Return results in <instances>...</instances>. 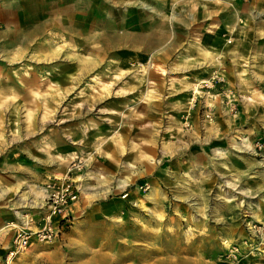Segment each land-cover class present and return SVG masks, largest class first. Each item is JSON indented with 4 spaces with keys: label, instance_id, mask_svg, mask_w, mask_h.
Instances as JSON below:
<instances>
[{
    "label": "rangeland",
    "instance_id": "obj_1",
    "mask_svg": "<svg viewBox=\"0 0 264 264\" xmlns=\"http://www.w3.org/2000/svg\"><path fill=\"white\" fill-rule=\"evenodd\" d=\"M71 156L70 226L9 264H264L227 255L264 222V0H0V213Z\"/></svg>",
    "mask_w": 264,
    "mask_h": 264
},
{
    "label": "built area",
    "instance_id": "obj_2",
    "mask_svg": "<svg viewBox=\"0 0 264 264\" xmlns=\"http://www.w3.org/2000/svg\"><path fill=\"white\" fill-rule=\"evenodd\" d=\"M82 167V161L76 157L72 159L63 176L53 177L48 181L42 200L33 207L42 213L39 219L29 218L19 224L12 222L7 224L13 235L11 246L5 254V264H9L15 255L33 243L47 244L54 241L66 227L70 226V210L80 195L75 175L81 172ZM33 225L36 227L34 230ZM248 231L249 238L227 246L228 257L241 261L255 257V254L264 253V222L248 225Z\"/></svg>",
    "mask_w": 264,
    "mask_h": 264
},
{
    "label": "crops",
    "instance_id": "obj_3",
    "mask_svg": "<svg viewBox=\"0 0 264 264\" xmlns=\"http://www.w3.org/2000/svg\"><path fill=\"white\" fill-rule=\"evenodd\" d=\"M72 157V156H71ZM70 157V158H71ZM128 167H130V165L128 164ZM132 167V166H131ZM128 175V174H127ZM126 175V176H127ZM126 176H124V177H126ZM124 177L123 178H121V182L124 184V186H126L127 185V183H128V181H130L131 179H129V180H124ZM78 182H80V180L78 181ZM81 185V184H80ZM107 190V189H106ZM152 192V191H151ZM83 193V192H82ZM85 193V192H84ZM104 194V196H105V194H106V192H95V193H92V194H90V195H97V196H100V195H103ZM155 194H152V196H149V195H146L145 197L146 198H153V196H154ZM98 198V197H97ZM101 198H103V197H101ZM136 200H140V199H136ZM142 203H143V201L142 200H140ZM39 202H37V203H35V201L34 202H32V206L31 205H29L30 207H32L33 208V206H36V204H38ZM34 204V205H33ZM103 207H102V209H104L105 207H107V208H114L116 211H120V209H123V207H124V201H122V200H120L119 198H113V200H111L110 202H108V203H104L103 205H102ZM123 206V207H122ZM145 206V205H144ZM21 208H19V209H14L10 214H4V213H0V250L1 249H3V248H5V247H10V243H11V239L9 238V239H7L5 236L6 235H4L3 233H1L2 232V230L4 231V229L6 230V228L4 227V226H6L8 223H21L22 221H24L25 220V217H24V215H26V214H23L22 213V210H20ZM143 209V208H142ZM24 212V211H23ZM27 215H29V213L27 214ZM33 228V230L34 229H36V227H35V225H33L32 226ZM8 231H10V230H8ZM13 233V232H12ZM4 256V255H3ZM1 261H2V255L0 256V264H2L1 263Z\"/></svg>",
    "mask_w": 264,
    "mask_h": 264
},
{
    "label": "bare ground",
    "instance_id": "obj_4",
    "mask_svg": "<svg viewBox=\"0 0 264 264\" xmlns=\"http://www.w3.org/2000/svg\"><path fill=\"white\" fill-rule=\"evenodd\" d=\"M71 159H73V157L71 158ZM72 161V160H71ZM71 161H70V163H71ZM70 163H69V165H70ZM68 165V166H69ZM55 178H60V177H55ZM130 179V177L128 176L126 179H125V181L126 180H129ZM126 196L124 195V196H122V198H125ZM137 204L139 205V207L140 208H143V205H142V202H139V200L137 201ZM260 221H261V219H260ZM6 229H9V227H7V225L6 226H4ZM5 230V229H4ZM3 231V230H2ZM227 246H229V245H227ZM115 255V254H114ZM119 255V254H118ZM115 258V257H114ZM124 258V257H123ZM129 258V257H128ZM115 262V261H114ZM119 261H117L116 263H118ZM111 264H113V263H111Z\"/></svg>",
    "mask_w": 264,
    "mask_h": 264
}]
</instances>
